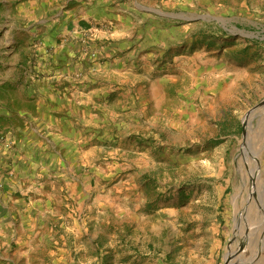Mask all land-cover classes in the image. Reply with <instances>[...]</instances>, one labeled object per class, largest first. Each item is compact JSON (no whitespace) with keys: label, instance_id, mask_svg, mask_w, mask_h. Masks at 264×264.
<instances>
[{"label":"rangeland","instance_id":"rangeland-1","mask_svg":"<svg viewBox=\"0 0 264 264\" xmlns=\"http://www.w3.org/2000/svg\"><path fill=\"white\" fill-rule=\"evenodd\" d=\"M18 1L32 8L0 0V25L16 19ZM60 3L41 38L40 27L0 26L10 51L0 60L16 59L13 69L0 62V78L13 79L0 110L35 111L53 82L93 93L82 103V193L74 201L64 188L58 215L43 212L35 239L46 242L30 264H264L236 221L252 158L264 178V126L254 117L247 139L246 125L264 108V0ZM78 11L96 17L76 21ZM79 52L84 71L74 69ZM14 122H0V140Z\"/></svg>","mask_w":264,"mask_h":264},{"label":"crops","instance_id":"crops-1","mask_svg":"<svg viewBox=\"0 0 264 264\" xmlns=\"http://www.w3.org/2000/svg\"><path fill=\"white\" fill-rule=\"evenodd\" d=\"M18 3L13 4L18 11L16 19L1 24V28H6L7 32L30 33L40 27L39 37L47 35L48 30L42 31L41 28L49 23V5L60 7V0H31L28 4L32 8L24 12V6L20 1ZM62 13L63 9H60L54 17H60ZM77 13H74L78 17L76 21L96 17V13ZM9 52V49L0 48V56H10ZM77 55L74 69L84 71L88 54L79 52ZM15 62L16 59L1 62L2 68L9 65L13 69ZM8 78H0V88L6 82H12L13 79ZM53 83L39 89L35 111L23 110L15 114L9 112L8 108L0 110V122L19 123L17 126L14 122L6 137L0 140V264H30L36 249L46 242L41 236L40 243L35 239L42 229L40 222L45 215L43 212L50 208L58 215V207L63 206L61 193L64 188L68 189L67 194L74 201L77 198L75 195L82 193L83 175L77 174V167L85 168L88 159L80 151L79 145L82 132L89 130H85L88 120L81 117L85 116L88 108L83 107L82 103L85 99L89 100L90 95L93 98V93L88 91V94H84L80 91L82 87ZM33 98L27 96L29 102ZM48 183L52 184L51 190H48ZM56 190H59L60 196L51 194ZM53 205L57 206L56 209ZM55 255L52 253L51 256Z\"/></svg>","mask_w":264,"mask_h":264},{"label":"bare ground","instance_id":"bare-ground-1","mask_svg":"<svg viewBox=\"0 0 264 264\" xmlns=\"http://www.w3.org/2000/svg\"><path fill=\"white\" fill-rule=\"evenodd\" d=\"M254 117H259L260 125L264 126V108L259 109L258 111H253L246 119L247 139L251 137V133H254L251 132L253 127L252 119ZM262 138V135L259 134V139ZM259 153L260 151L258 154ZM258 162V158H252L248 166L249 175L244 174L245 181L248 180L252 184V188L249 190L246 185V188L249 190V194L245 200L247 205L246 207L244 206V213L236 217V221L240 228L238 232H241L242 237L244 234L246 235L244 240L247 243L254 244L256 248L264 249V178Z\"/></svg>","mask_w":264,"mask_h":264}]
</instances>
